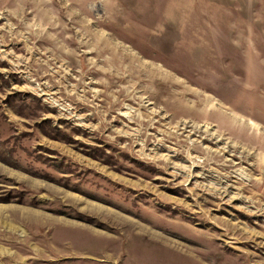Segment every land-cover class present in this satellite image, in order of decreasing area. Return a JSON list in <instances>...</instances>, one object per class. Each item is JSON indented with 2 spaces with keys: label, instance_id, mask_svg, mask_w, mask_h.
Wrapping results in <instances>:
<instances>
[{
  "label": "rangeland",
  "instance_id": "obj_1",
  "mask_svg": "<svg viewBox=\"0 0 264 264\" xmlns=\"http://www.w3.org/2000/svg\"><path fill=\"white\" fill-rule=\"evenodd\" d=\"M0 47V264H264V0H0Z\"/></svg>",
  "mask_w": 264,
  "mask_h": 264
},
{
  "label": "bare ground",
  "instance_id": "obj_2",
  "mask_svg": "<svg viewBox=\"0 0 264 264\" xmlns=\"http://www.w3.org/2000/svg\"><path fill=\"white\" fill-rule=\"evenodd\" d=\"M1 48V47H0ZM0 52H3V50H1L0 49ZM8 54V53H7ZM30 83V82H29ZM30 87V86H29ZM43 94L42 95H44V96H48L47 95V93L46 92H44L42 89L40 90ZM50 98V97H49ZM65 108V107H64ZM66 110V109H65ZM78 118V117H77ZM78 120V119H77ZM80 120V119H79ZM186 125V124H185ZM198 128V127H197ZM199 129V128H198ZM198 129H196L197 131H199ZM207 130H208V128H207ZM194 133H195V131H194ZM198 133V132H197ZM203 134H205V133H203ZM207 136H208V134H207ZM210 140V139H209ZM211 140H212V138H211ZM219 146V145H218ZM223 149H226V147H223ZM220 151V150H219ZM165 156H166V154H165ZM160 157V156H159ZM168 158H169V156H168ZM164 159V158H163ZM194 177H200V175H195ZM212 182V181H211ZM214 183V182H213ZM222 185V184H221ZM215 185H213V184H210L209 185V188L210 187H214ZM216 189V188H215ZM216 190H221V189H216ZM222 190H225L226 191V189H222ZM211 191H213L214 192V190L212 189ZM223 193H224V191H223ZM237 195V197H241L238 193L236 194ZM241 199V198H240ZM248 207V206H247ZM247 207H246V209H247ZM0 212H2V210L0 209Z\"/></svg>",
  "mask_w": 264,
  "mask_h": 264
}]
</instances>
